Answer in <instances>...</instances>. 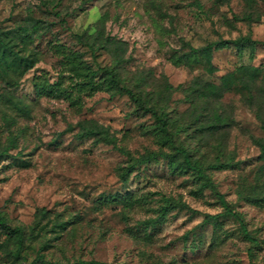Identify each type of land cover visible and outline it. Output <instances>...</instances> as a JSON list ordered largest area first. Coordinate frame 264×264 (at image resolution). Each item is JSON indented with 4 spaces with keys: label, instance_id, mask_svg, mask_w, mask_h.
Segmentation results:
<instances>
[{
    "label": "rangeland",
    "instance_id": "374dc122",
    "mask_svg": "<svg viewBox=\"0 0 264 264\" xmlns=\"http://www.w3.org/2000/svg\"><path fill=\"white\" fill-rule=\"evenodd\" d=\"M249 11V22L232 19ZM100 16L105 18L103 34L126 43L124 62L115 69L122 84L172 121L189 118L190 105L175 88L178 84L187 86L195 76L217 83L219 75L242 64L264 68V0H255L252 7L243 0H0V31L29 19L47 27L20 47L21 54L36 59L32 68L19 75L0 67V145L16 135L15 145L0 158V214L25 233L18 258L10 255L13 246L0 233V264H26L37 253L56 262L264 264V204L237 196L239 189L264 181L258 148L250 139L264 138V131L242 94L228 92L220 100L233 120L226 131L199 139L193 126L173 138L203 167L217 161L235 164L205 170L210 187L201 188L190 172H170L160 158L136 165L120 182V168L149 152L173 150L156 142L151 114L125 94L74 86L78 77L71 66H114L110 52L89 50ZM80 34L84 37L76 38ZM246 34L257 42L252 57L248 48L241 56L230 48L216 50L212 73L203 64L189 69L170 61L173 52L187 46ZM34 84L44 89L36 92ZM5 97L22 99L29 115L13 111ZM7 117L13 118L12 125ZM84 120L107 127L116 145L78 138L77 124ZM214 191L258 241L250 253V243L232 217L219 218V226L201 223L205 214L222 210ZM115 193L128 197L125 209L118 201H107ZM161 196L187 208L172 209L154 229L138 226L156 216Z\"/></svg>",
    "mask_w": 264,
    "mask_h": 264
},
{
    "label": "trees",
    "instance_id": "16d2710c",
    "mask_svg": "<svg viewBox=\"0 0 264 264\" xmlns=\"http://www.w3.org/2000/svg\"><path fill=\"white\" fill-rule=\"evenodd\" d=\"M155 2L156 0H150ZM228 1V0H221ZM248 7H252L255 0H243ZM200 8V5L197 4ZM253 12L249 11L241 16L233 15V20L251 21ZM256 15V14H255ZM255 17H258L257 15ZM104 16L98 18V31L93 35V42L89 45V50L93 52L96 49L102 48L111 53L115 58L114 66L102 67L97 65L94 69L86 64H79L77 67L71 66L70 70L78 77L74 82V86L79 90L89 91H105L110 95L115 93L125 94L138 109L148 111L153 118V127L151 133L156 142L161 147H168L173 150L172 153L162 150L157 152H149L141 156L139 159L131 162L127 166L120 168L118 178L120 182L125 183L128 175L133 171L136 165L147 163L151 160L160 158L164 160L168 169L172 173H187L190 172L195 179L200 182V187H210V178L205 170L227 169L235 164L233 162H221L207 164L206 167L198 160H193L190 153L179 146H175L173 138L180 132H187L191 127L195 129L203 139L202 134L210 135L220 131H226L232 125L231 112L223 107L221 98L225 93L237 92L242 94L243 103L251 109L255 118L259 122V126L264 131V68L261 65L242 64L232 70L225 72L218 77L217 83H211L202 80L195 76L191 79L187 86L178 84L175 88L180 89L184 96V101L189 102L190 110L188 112V120L183 119L178 122L172 121L167 112L156 110L152 106H147L143 98L135 94L129 88L124 86L115 70L124 62L123 55L126 50V43L117 40L112 36L103 34ZM38 19H29L22 26H17L14 29L0 31V67L16 74H23L28 69L32 68L36 59L32 56L21 54V46H26L31 42L33 35H38L37 31L46 29ZM81 39L84 34L75 35ZM88 37V36H87ZM257 42L253 40L249 34L240 35L235 38H219L197 47L187 46L185 50L175 51L170 56V61L175 66H184L191 69L197 64H203L206 70L212 73L215 67L212 64V53L219 49H233L236 55L241 56L243 50L248 48L250 57H252L254 45ZM19 46L18 49H15ZM95 46V47H94ZM67 63H70L69 61ZM100 73V76L97 75ZM167 90L171 89L169 84H165ZM36 92L44 89V86L34 84ZM6 102L11 105V109L18 114L28 116L29 106L22 99H11L5 97ZM7 124L14 123L13 118H4ZM79 130L78 138L92 139L93 143H106L112 146L116 145L115 136L109 133V129L94 120H84L78 122ZM252 143L258 148V159L261 161L260 170L264 173V138L250 136ZM16 143V135H9L7 143L0 145V158L7 154L10 147ZM123 151V150H121ZM214 194L222 207V210L215 214H205L201 223H209L213 226H219V218L232 217L238 223L240 235L243 239L250 243L249 253L251 248L258 245V241L252 237L245 224L240 217L233 212L227 204L223 196L214 191ZM238 198L252 205L264 204V181L263 184H255L248 189H239L237 191ZM107 201H118L123 204L125 209L128 203V197L121 193H115L106 197ZM130 201V200H129ZM160 205L155 210L156 216L138 221V226L144 229H154L165 221L166 215L172 209H185L187 206L183 203L172 201L165 196L160 197ZM43 212V210H41ZM124 217V216H123ZM63 229L64 225L59 226ZM0 233L4 235V241L11 244L13 249L10 250V255L13 258H18L25 240V233L20 226H10L2 214H0ZM26 264H108L97 260H75L73 262H56L48 261L40 253H37L32 260Z\"/></svg>",
    "mask_w": 264,
    "mask_h": 264
}]
</instances>
